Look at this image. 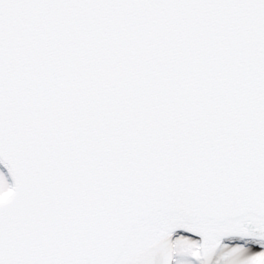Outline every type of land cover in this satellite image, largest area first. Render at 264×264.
<instances>
[{
	"label": "snow or ice",
	"instance_id": "6c2138e0",
	"mask_svg": "<svg viewBox=\"0 0 264 264\" xmlns=\"http://www.w3.org/2000/svg\"><path fill=\"white\" fill-rule=\"evenodd\" d=\"M0 264H264V0H0Z\"/></svg>",
	"mask_w": 264,
	"mask_h": 264
}]
</instances>
